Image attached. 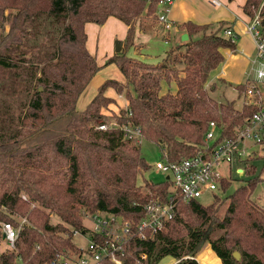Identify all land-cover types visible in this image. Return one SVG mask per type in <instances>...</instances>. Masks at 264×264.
Segmentation results:
<instances>
[{
    "label": "trees",
    "instance_id": "16d2710c",
    "mask_svg": "<svg viewBox=\"0 0 264 264\" xmlns=\"http://www.w3.org/2000/svg\"><path fill=\"white\" fill-rule=\"evenodd\" d=\"M157 5V0H0V240L3 221L19 227L15 246L0 249V264L17 259L51 264L59 254L79 252L72 235L84 226L82 211L116 214L134 227L144 214L135 203L166 198L168 179L138 181L148 163L140 144L123 138V125L139 127L143 138L176 159L196 153L210 121L228 136L253 111L210 94L207 81L224 58L222 49L236 46L222 33L223 22L178 24L188 38L156 62L127 52L135 45L137 19H156ZM243 10L249 17L258 11L264 25V0H245ZM111 15L128 27L121 49L99 64L86 47L84 25L101 24ZM109 63L124 80L106 78L86 106L77 108L81 92ZM109 87L124 94L125 106L106 93ZM243 88L238 84L240 92ZM20 92L18 106L6 107L4 99ZM108 118L118 124L97 127ZM53 128L59 131L53 136L44 132ZM246 169L249 177L223 196L228 204L221 216L219 196L208 204L177 201L162 230L148 239H128L125 263L135 264L144 251L141 264H157L166 255L177 258L175 264H200L190 252L207 240L222 264H264V207L250 197L260 180L253 163ZM229 181L223 180L224 189ZM53 214L59 221H51ZM215 229L221 232L212 236Z\"/></svg>",
    "mask_w": 264,
    "mask_h": 264
},
{
    "label": "built area",
    "instance_id": "2783aa9c",
    "mask_svg": "<svg viewBox=\"0 0 264 264\" xmlns=\"http://www.w3.org/2000/svg\"><path fill=\"white\" fill-rule=\"evenodd\" d=\"M157 1V20L164 29H169L173 22L167 14L174 0ZM247 28L254 39L257 66L253 76L243 83L241 104L252 107L253 111L242 123L236 125L233 133L228 136H221V126L215 121H210L204 143L193 155L170 159L162 149L161 158L156 161L155 166L166 173L165 178L170 182L166 198L153 197L145 203H135L134 208L142 209L144 214L134 227L129 219L116 214L107 212L109 218H105L102 213L106 212L101 210L85 212L91 226L86 228L84 224L75 231L85 233L89 230L87 245L84 247L77 245L79 252L57 255L51 264H126L122 256L124 244L130 237L137 235L140 239L151 238L174 217L177 201L198 200L205 192L222 190L224 179L230 180L235 174L245 171L247 163H250L255 154L245 147V143L247 141L260 143L264 148V25L258 11L250 17ZM223 33L236 42L238 35L231 27H224ZM117 124L116 121H112L107 124L100 123L97 127L106 129ZM122 131L124 139L138 144L143 139L139 127L123 125ZM222 165L226 167L223 171ZM1 229L2 239L7 246L14 247L19 227L10 221H3ZM138 254L135 264H141L140 259L146 257L144 251ZM177 261L176 258L175 262Z\"/></svg>",
    "mask_w": 264,
    "mask_h": 264
},
{
    "label": "crops",
    "instance_id": "0c3cea01",
    "mask_svg": "<svg viewBox=\"0 0 264 264\" xmlns=\"http://www.w3.org/2000/svg\"><path fill=\"white\" fill-rule=\"evenodd\" d=\"M244 2L245 0H174L167 14L173 22L171 28L164 29L157 18L153 20L146 15L138 18L135 45L127 52L145 60H160L170 46L183 41L181 35L186 31L179 28L178 24L191 21L217 26L223 22V28L229 26L237 33L236 46L234 50L228 47L222 49L224 58L211 71L207 85L211 84L212 89H215L217 80H229L233 89H237L238 84H243L250 75L253 76L257 66L254 39L247 28L250 17L243 10ZM127 27L126 23L112 15L101 24L85 22V44L99 64H103L107 57L117 52L112 49L114 39L121 41L120 45L123 46ZM156 27H160L161 31L152 29ZM199 252L195 257L200 264H222L209 243L203 245ZM172 258L169 264L176 261L175 257Z\"/></svg>",
    "mask_w": 264,
    "mask_h": 264
},
{
    "label": "rangeland",
    "instance_id": "374dc122",
    "mask_svg": "<svg viewBox=\"0 0 264 264\" xmlns=\"http://www.w3.org/2000/svg\"><path fill=\"white\" fill-rule=\"evenodd\" d=\"M152 29L157 30V32L161 31L160 27H156V28H152ZM208 30H210V28H208ZM222 33H223V31H222ZM115 45H116V39H114L112 41V49H115ZM254 49H255V46H254ZM98 58H99V56H98ZM158 60L152 61L150 59H147V61H151V62H156ZM252 63H254V62H252ZM251 76L252 75H250V77ZM106 78H115V79L120 80V81L124 80L123 74L120 72L119 68L116 66L115 63H109L106 65H103L94 74V76L91 78L89 83L86 85L84 90L79 95L77 102H76L77 108L82 109L86 106V104L89 102V100L96 93L98 85L102 81H104ZM216 83H217L216 88L212 89L210 91V94L212 96H214L219 101L233 100L235 106H237V107L242 106V104H241L243 101L242 91L240 92L238 87H237V89H233V85L229 82V80H226V81L217 80ZM171 85H172L171 86L172 89L175 88V85L173 83ZM166 88H167V84L163 83L162 89H166ZM106 93L114 95L117 98L118 104L120 106L126 105V100H125L123 93H116V91L112 87L107 88ZM8 96L9 97L6 98L7 101L4 98L3 99L5 101L6 107H10V108L11 107L14 108V107L18 106L19 100L24 99L23 92H20L18 95H15L14 97L12 95H8ZM9 102H10V104H9ZM111 106L115 110H118L114 104H111ZM104 111L106 113H109L108 110H104ZM0 116H2V115H0ZM106 121H107V123H110L112 121L117 122L116 118H108ZM100 122L98 121L96 123H100ZM96 123L94 124L95 126H96ZM44 132L49 133L51 136H53L55 133H57L59 131L54 130V128H53V129L45 130ZM245 147L249 151H254V153H255L254 156L250 159V163L254 164L255 174L258 175V178L260 180L256 183V185L252 191V194H250V197L254 201H256L259 205L264 207V168H263L264 148L262 147V145L260 143H254L252 141H247L245 143ZM140 150H141V154L143 155L146 162L148 163V168L146 170L142 171L138 175V181L143 182V180H145V179L152 180L155 182L164 180L166 177V173L163 172L162 170L156 168V166H155L156 161L158 159H160L161 155H162L161 146L155 142H152V141H149V140L143 138L140 142ZM250 163L248 162L247 165ZM224 169H226V167L224 165H222V171ZM246 170L247 169L245 168L244 172L235 174L232 177V179H230V181H229L230 184H229L228 188H226V189L223 188L222 190L217 189V190H214V192H205L198 198V201L203 203V204H208V203L212 202L216 196H219L220 198H218L216 200V207H217V214L219 216H221L223 214V212L225 211L227 204H228V199L223 197V196L232 192L238 185H240L243 181H245V179H247L249 177ZM85 212H89V211H82V219L84 221L86 228H88L91 226V222H90L89 218L85 217ZM103 212H105V211H103ZM102 215L105 218H109V214L107 212L102 213ZM50 218H51L52 222L59 221V217L56 214L51 215ZM220 232H221L220 229H215L211 233V235L217 236ZM88 239H89V230H87V232H85V233H81L80 231L73 232L72 240L76 245H78L80 247L86 246L88 243ZM207 243H209V242H207V240L203 241L201 246H199L196 249V251L194 252L195 255L199 254L200 248L203 245L205 246ZM7 247L8 246H7L6 242L3 239H1L0 240V249H4ZM172 260H173L172 256L166 255V256L162 257L157 264H169L170 262H172ZM16 264H22V261L20 259H17Z\"/></svg>",
    "mask_w": 264,
    "mask_h": 264
},
{
    "label": "water",
    "instance_id": "95a60500",
    "mask_svg": "<svg viewBox=\"0 0 264 264\" xmlns=\"http://www.w3.org/2000/svg\"><path fill=\"white\" fill-rule=\"evenodd\" d=\"M187 38H188V34H187V32H183L182 35H181V40L184 41V40H186ZM120 48H121L120 43H119L118 41H116L115 50H116V51H119ZM40 88H41V87H40ZM119 219H120V218H119ZM202 242H203V241H202ZM202 242L200 243L199 246H201ZM193 253H194V251H191V252H190V255L193 254ZM234 255H235L236 257H239V252H238V251H234Z\"/></svg>",
    "mask_w": 264,
    "mask_h": 264
}]
</instances>
